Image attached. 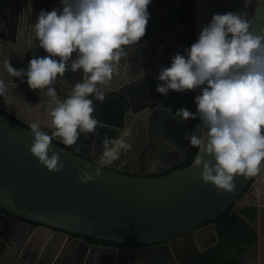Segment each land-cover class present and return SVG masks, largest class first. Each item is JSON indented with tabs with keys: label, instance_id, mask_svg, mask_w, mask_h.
<instances>
[{
	"label": "water",
	"instance_id": "water-1",
	"mask_svg": "<svg viewBox=\"0 0 264 264\" xmlns=\"http://www.w3.org/2000/svg\"><path fill=\"white\" fill-rule=\"evenodd\" d=\"M181 3L152 0L142 43L128 46L127 57L117 65L106 94L115 92L127 98L122 125L96 117L101 124L89 136L93 144L90 153L78 144L65 147L52 139L53 150L64 161L63 171H49L39 164L29 151L33 139L29 125L0 111V264H13L16 257L18 229L12 224L13 217L62 236H80V241L82 237L121 243L168 240L173 264H184L215 243L201 247L195 233L228 207L236 210L241 194L261 172L254 177H235V190L224 192L202 181L200 169L192 162L176 169L191 147L185 134L198 129V121H181L176 110L196 108L194 97L200 90H169L164 95L156 91V85L161 83L157 80L160 69L170 66L171 57L190 46L187 30L174 12ZM193 4L195 41L213 13L243 10L252 17L256 0H250L246 8L244 0H193ZM58 6L59 0H0V38L36 56H46L33 39V24L41 9L50 11ZM258 14L264 17V5ZM29 41H33L31 47ZM143 71L146 75L141 79ZM70 74L58 78L74 88L84 74L82 70H70ZM168 120L173 126L167 129ZM103 129L111 138L129 133L130 148L111 165L100 164ZM175 144L179 146L176 153ZM138 164L141 168L130 169ZM96 167L102 168L101 176L87 183L78 180L79 169L92 171Z\"/></svg>",
	"mask_w": 264,
	"mask_h": 264
},
{
	"label": "clouds",
	"instance_id": "clouds-1",
	"mask_svg": "<svg viewBox=\"0 0 264 264\" xmlns=\"http://www.w3.org/2000/svg\"><path fill=\"white\" fill-rule=\"evenodd\" d=\"M249 2L244 0L245 8ZM151 3L59 0L58 7L41 9L33 24V39L48 55L33 56L26 69L5 62L12 77L26 78L31 89H46L54 104L50 116L55 131L49 134L39 123L29 124L33 137L29 151L47 170L60 172L65 167L52 148L53 137L72 146L81 135L96 133L101 122L93 115L94 100L106 99L117 65L128 55V46L142 43ZM262 5L264 0H256L252 17L243 10L213 13L197 39L183 54H174L170 66L162 67L157 77L161 83H157L156 91L164 95L169 90H200L194 97L196 111L180 108L176 112L181 121L199 120L195 127L199 133L185 134L197 149L192 166L200 169L202 181L210 182L218 191L232 192L235 177H254L264 168V17L258 14ZM69 61L71 72L82 70L84 75L61 101L54 84L69 69ZM145 75L143 71L141 79ZM5 91L6 85L0 80V95ZM128 136L125 131L118 138L105 137L100 164L119 160L130 148ZM101 169L81 168L77 178L81 183L93 181L102 175ZM256 195H261L260 189Z\"/></svg>",
	"mask_w": 264,
	"mask_h": 264
},
{
	"label": "flooded vegetation",
	"instance_id": "flooded-vegetation-1",
	"mask_svg": "<svg viewBox=\"0 0 264 264\" xmlns=\"http://www.w3.org/2000/svg\"><path fill=\"white\" fill-rule=\"evenodd\" d=\"M0 31L2 32L1 27ZM32 54L36 56L35 53ZM97 102L94 100L93 115L99 118ZM172 123V120H168L167 129L173 126ZM157 130V126L153 125L152 132L156 133ZM82 149L90 153L87 148ZM131 168L138 169L141 166L132 165ZM12 224H16L18 229V236L14 241V248L17 250L13 264H46L47 261L49 264H173L168 240L121 243L82 237L80 241V236H62L56 230L38 223L24 222L18 217H13Z\"/></svg>",
	"mask_w": 264,
	"mask_h": 264
},
{
	"label": "trees",
	"instance_id": "trees-1",
	"mask_svg": "<svg viewBox=\"0 0 264 264\" xmlns=\"http://www.w3.org/2000/svg\"><path fill=\"white\" fill-rule=\"evenodd\" d=\"M193 0H182V3L174 8V12L178 20L185 26L186 39L190 43L194 42V32L192 23L194 20ZM76 54L72 56V59ZM64 76L70 77V66ZM99 118L111 125L119 126L123 122V116L128 108V100L124 95L119 93L106 94L104 101L97 102ZM7 116L20 121L15 115L0 110ZM196 111V108L190 110ZM198 121V119H194ZM22 122V121H20ZM103 139L111 138V133L107 129L102 130ZM199 133L197 129L196 134ZM60 145H64L61 141H57ZM197 149L193 146L187 152L186 157L180 162L176 169L188 166L194 159ZM262 171V170H261ZM261 184L264 183V175L260 177ZM249 185L241 194L242 200L236 206V210H232V206L228 207L221 214L216 216L210 222L213 223L216 231V242L207 246L201 253L184 264H256L255 257L257 245L256 222L258 216V208L252 203L249 196H243Z\"/></svg>",
	"mask_w": 264,
	"mask_h": 264
},
{
	"label": "crops",
	"instance_id": "crops-1",
	"mask_svg": "<svg viewBox=\"0 0 264 264\" xmlns=\"http://www.w3.org/2000/svg\"><path fill=\"white\" fill-rule=\"evenodd\" d=\"M2 46L6 49L1 48ZM33 56L35 55L26 49L0 38V80H3L6 85L5 94L0 95V110L15 115L20 121L28 125L37 122L40 124L41 130L51 134L55 131L50 116V109L54 104L51 102V97L47 95L46 89H31L26 82V78L12 77L5 68V62L9 61L14 68L26 69L29 60ZM54 87L57 92V99L61 101L69 96L74 89L59 78H57ZM89 136L84 137L81 135L76 144L82 148H87L91 152L93 144H91ZM53 138L61 141L58 136ZM172 148L176 153L179 146L175 144ZM257 208L259 224L256 230L258 231L259 240L260 229L264 226V201L257 204Z\"/></svg>",
	"mask_w": 264,
	"mask_h": 264
},
{
	"label": "rangeland",
	"instance_id": "rangeland-1",
	"mask_svg": "<svg viewBox=\"0 0 264 264\" xmlns=\"http://www.w3.org/2000/svg\"><path fill=\"white\" fill-rule=\"evenodd\" d=\"M1 48L6 49V47L2 46ZM8 50V48H7ZM9 52V50H8ZM7 52V53H8ZM76 53H73L75 55ZM14 56V55H13ZM54 139V138H53ZM264 175V168H262L261 174L259 175V178L253 179V183L250 186L249 190L245 192L243 196H249L252 203L257 206V204H260V202L264 201V183L261 184L262 179L261 176ZM251 184V183H250ZM257 189L261 190V195L258 197L256 195ZM259 224L258 216H257V222L256 227ZM196 239L198 244L201 247H204L208 244L216 242V232L213 228V224L209 223L204 225L200 230H198L195 233ZM258 236V231H257ZM258 238V237H257ZM251 257H255V263L256 264H264V226L261 227L260 233H259V240L257 239V245H256V254H252Z\"/></svg>",
	"mask_w": 264,
	"mask_h": 264
},
{
	"label": "built area",
	"instance_id": "built-area-1",
	"mask_svg": "<svg viewBox=\"0 0 264 264\" xmlns=\"http://www.w3.org/2000/svg\"><path fill=\"white\" fill-rule=\"evenodd\" d=\"M256 178H259V176H258V177H254L253 179H256ZM253 179H252V181L250 182L251 184H249V187H248L247 191L249 190L250 186L252 185V183H253Z\"/></svg>",
	"mask_w": 264,
	"mask_h": 264
}]
</instances>
